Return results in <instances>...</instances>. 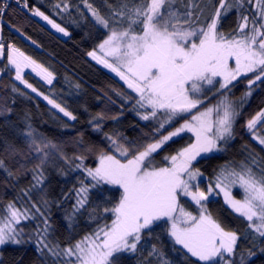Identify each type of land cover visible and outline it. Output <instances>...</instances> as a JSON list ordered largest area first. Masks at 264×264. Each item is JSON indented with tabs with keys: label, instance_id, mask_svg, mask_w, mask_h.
I'll return each mask as SVG.
<instances>
[{
	"label": "snow or ice",
	"instance_id": "1",
	"mask_svg": "<svg viewBox=\"0 0 264 264\" xmlns=\"http://www.w3.org/2000/svg\"><path fill=\"white\" fill-rule=\"evenodd\" d=\"M15 2L21 4V0ZM81 2L96 23L108 30L106 38L96 49L87 52V56L125 82L136 94L134 104L144 110L137 114L145 121L157 120V127L152 141L143 145L123 142L119 135L106 134L111 145L109 150L85 146L81 133L77 143L83 152L69 161L59 144L26 123L27 131L21 135L37 160L30 170L34 189L43 193L45 169L57 155L65 162L74 161V169L85 174L80 186L64 196V199L73 198L72 209L66 217L69 221H74L86 209L93 190L99 189L102 198H106L111 191L109 186H115L120 195L112 207L103 208L104 213L112 214L111 223L99 225L66 247L49 239L52 226L39 207L33 204L32 209L20 208L10 202L6 213L0 215V248L34 242L38 253L64 257V264H119V254H137L142 237L151 236L154 225L163 220L168 224L167 235L174 245L195 257L197 264H237V261L247 264L255 252L238 250L241 236L236 231L226 230L208 211L206 202L210 196L223 193L225 203L245 218L248 228L264 240V159L249 151L245 160L226 162L216 171L214 182L207 184L206 191L199 185L198 178L203 173L194 162L198 157L224 151L235 139L234 126L240 111L224 90L230 92L233 82L249 73L253 75L248 78L246 98L252 96L253 85L264 83V0H216L213 11L204 17L203 23L200 21L207 7V4L201 7L203 0H121L119 8L109 5L110 18L102 15L89 0ZM22 6L57 32L70 35L39 7L30 8L28 0H22ZM8 7L7 3L0 5V32ZM52 7L59 15L69 12L71 5L69 0H57ZM76 7L79 10V6ZM234 10L236 27L225 34L220 28L221 20ZM31 42L36 44L34 40ZM5 61L0 67V76L14 71L15 81L42 96L64 117L77 119L65 106L39 92L22 74L24 69H31L46 84L52 85L56 79L54 72L15 44L6 43L0 35V62ZM205 86H218L216 90L221 98L217 104L201 108ZM11 91L26 95L15 85ZM12 112L6 100L0 102V117ZM185 114H190V118ZM28 119L25 114L24 120ZM104 119L103 114L93 117L95 131L102 128ZM181 119L184 122L179 127L164 134L166 126ZM257 125L264 127V110L257 112L245 125L252 139L264 148V135L255 131ZM184 132L192 133L194 142L174 155L165 156L163 166L157 165L154 154ZM8 150L13 154L19 151L12 143ZM85 153L95 155L96 166L85 165ZM4 168L5 161L0 158V169ZM8 172L14 174L10 169ZM233 188L243 191L242 199L233 197ZM181 196L190 197L199 206L198 214L194 215L181 205ZM41 204L48 206L43 196ZM37 216L42 224L33 233L27 234L19 227L22 221ZM259 251L264 253V248ZM148 256L154 257L157 264H171L156 244L151 245Z\"/></svg>",
	"mask_w": 264,
	"mask_h": 264
},
{
	"label": "trees",
	"instance_id": "2",
	"mask_svg": "<svg viewBox=\"0 0 264 264\" xmlns=\"http://www.w3.org/2000/svg\"><path fill=\"white\" fill-rule=\"evenodd\" d=\"M8 2L9 0H0V5ZM56 2L57 0H28L30 8L39 7L41 11L65 27L70 33L69 36L63 37L56 33L39 18L32 16L28 10L11 2L3 17L2 37L6 43L15 44L26 55L31 56L38 63H43L54 72L56 79L52 85L46 84L31 72H26L23 77L39 92L65 106L77 119L73 121L64 117L42 96L32 93L19 81H15L14 71L0 76V98H2L0 102L6 100L13 109L11 115L0 117V158L5 161V168L0 169V215L6 213V206L10 202H14L17 207L29 209L35 204L48 217L52 226L49 239L53 243H59L61 247H66L74 244L85 234L93 232L99 225L111 223L112 214L104 213L103 208L112 207L118 201L120 193L115 190V186H109L111 191L107 192L106 198H102L99 189L93 190L89 194L86 209L82 210L74 221H69L66 217L72 209L73 198L64 199V196L71 194L72 189L80 186V182L85 180V174L74 169V161L65 162L57 155L45 169L43 193L38 188L34 189L30 170L34 168L37 160L35 153L28 149L25 138L21 135V132L27 131L26 123L31 124L37 133L59 144L64 155L71 161L73 156L83 152V148L77 143L81 133L85 146L95 145L105 150L111 148L105 138L106 134L119 135L123 142L143 145L152 141L157 120H142L137 113L144 110L134 104L136 94L87 56V52L96 49L97 45L106 38L108 30L96 23L81 0H69L70 11L61 12L59 15L52 7ZM89 3L99 9L102 15L110 18L109 5L119 8L121 0H89ZM215 3L216 0H203L201 7L205 4L207 7H204L201 23L204 22V17L213 11ZM76 6H79V10ZM236 24L237 14L234 10L222 18L220 28L225 34H229L235 29ZM17 28L20 29L19 32ZM33 40L36 44L31 42ZM4 63L6 61L0 62V67H3ZM252 75L249 73L247 77L243 76L233 83L234 87L230 86V92L224 90L240 111L234 126L235 139L228 143L224 151L216 152L194 163V166L203 173L199 185L205 191L207 184L214 182L216 171L226 162L238 163L245 160L249 151L264 159V148L252 139L245 126L247 120L264 110V83L257 82L252 86V96L245 97L248 91V78ZM13 85L26 95L13 93L11 91ZM129 96L133 99H126ZM220 97L219 93L201 108ZM12 100L15 101L14 104ZM25 114L29 117L28 121L24 120ZM97 114H103L105 117L99 131L94 130L93 117ZM112 117L117 118L112 119ZM185 117L190 118V114H185ZM183 122L184 120L181 119L166 126L163 130L164 134ZM255 131L264 135V127L260 125H257ZM192 142L193 137L188 133L169 141L157 154H154L155 163L163 166L165 156L174 155L179 149ZM9 143L14 144L19 150L16 154L8 150ZM85 154L87 155L85 165L96 166L98 161L95 155ZM9 169L14 173L13 175H9ZM232 192L236 198H243L241 189L233 188ZM42 196L48 201L47 207L41 204ZM180 203L194 215L198 214L199 206L184 196H181ZM206 203L208 211L226 230L236 231L241 236L238 250L255 252V255L247 260V264H264V253L259 251L260 248H264V240L248 228L245 218L235 213L220 194L210 197ZM41 224L42 219L37 216L35 219L22 221L19 227L30 234ZM167 228L168 224L165 221L157 222L151 236L142 237L141 244L138 245V253L119 254V264H122L124 259L131 260L132 264H149V261L151 264H157L154 257L148 256L152 244L162 249L171 264H197L196 258L187 254L179 245H174L167 235ZM27 238L26 236L25 239ZM36 248L34 242L3 246L0 248V264H64L65 258L53 257L47 253L41 255Z\"/></svg>",
	"mask_w": 264,
	"mask_h": 264
},
{
	"label": "rangeland",
	"instance_id": "3",
	"mask_svg": "<svg viewBox=\"0 0 264 264\" xmlns=\"http://www.w3.org/2000/svg\"><path fill=\"white\" fill-rule=\"evenodd\" d=\"M37 18H39V17H37ZM47 27H49L50 29H52V30H54L56 33H58V34H60V35H62L63 37H65L62 33H59V32H57L55 29H53L49 24H47V22L46 21H43L41 18H39ZM0 35H2V32H0ZM99 54V53H98ZM92 61H94L96 64H98L95 60H93L91 57H89ZM100 67H102L104 70H106L108 73H110L111 75H113L115 78H117L119 81H121L123 84H125V82L124 81H122L114 72H112L110 69H106V68H104L103 67V65H101V64H98ZM26 72H31L32 74H34V75H36V73L35 72H33L31 69H24V71H23V75L26 73ZM37 76V75H36ZM38 78H40L39 76H37ZM241 77H243V76H241ZM241 77H239L237 80H239ZM41 79V78H40ZM42 80V79H41ZM236 80V81H237ZM236 81H234L233 83H235ZM46 83V82H45ZM126 85V84H125ZM127 86V85H126ZM216 87H218V86H216ZM216 87H214V86H205V89H204V92L202 93V96L204 97V104L205 103H207L212 97H214V96H216V95H218L219 94V92L216 90ZM209 89H211V90H209ZM131 90V89H130ZM221 98V97H220ZM220 98H218L215 102H213V103H211L210 105H208V106H212V105H215V104H217L218 103V101H219V99ZM230 99V98H229ZM231 100V99H230ZM203 104V105H204ZM234 104H235V102H234ZM202 106V105H201ZM158 116H159V114H158ZM162 118V117H161ZM179 127V126H178ZM173 130H175V129H173ZM186 133H188V134H190L192 137H193V142H194V135L192 134V133H189V132H184V133H181L180 134V136L181 135H183V134H186ZM180 136H178V137H180ZM178 137H174L173 139H175V138H178ZM192 142V143H193ZM214 153H216V152H214ZM214 153H212V154H214ZM212 154H208L207 156H209V155H212ZM207 156H202V157H198L197 158V161L199 160V159H201V158H204V157H207ZM196 161V162H197ZM196 162H194V163H196ZM98 163V162H97ZM202 177H199L198 178V181L201 179ZM221 196H222V198H223V193H219ZM232 195H233V197H235L234 196V194H233V192H232ZM217 196V194H214L213 195V197H216ZM210 197H212V196H210ZM209 197V198H210ZM186 199H188L189 201H192L191 200V198L190 197H185ZM236 198V197H235ZM224 199V198H223ZM236 199H238V198H236ZM193 202V201H192ZM225 202V201H224ZM194 203V202H193ZM195 204V203H194ZM188 211V210H187ZM181 247V246H180ZM64 258V257H63ZM195 258V257H194ZM66 259V258H65ZM72 259H74V258H72ZM122 264H132V262H131V260H129V259H124L123 261H122Z\"/></svg>",
	"mask_w": 264,
	"mask_h": 264
},
{
	"label": "built area",
	"instance_id": "4",
	"mask_svg": "<svg viewBox=\"0 0 264 264\" xmlns=\"http://www.w3.org/2000/svg\"><path fill=\"white\" fill-rule=\"evenodd\" d=\"M11 2L16 3L15 0H9L8 4L11 3ZM19 6H20V7H23V6H22V0H21V4H20ZM5 11H6V10H5ZM4 14H5V13H4ZM0 95H1V93H0Z\"/></svg>",
	"mask_w": 264,
	"mask_h": 264
}]
</instances>
